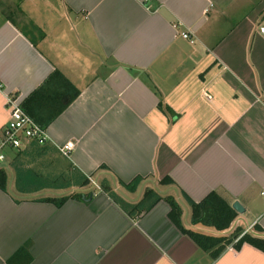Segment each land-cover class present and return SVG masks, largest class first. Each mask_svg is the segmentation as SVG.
<instances>
[{"label":"crops","instance_id":"crops-1","mask_svg":"<svg viewBox=\"0 0 264 264\" xmlns=\"http://www.w3.org/2000/svg\"><path fill=\"white\" fill-rule=\"evenodd\" d=\"M31 1L21 12L28 29L0 10V134L8 96L24 99L61 70L81 94L49 126L50 150L37 158L58 151L63 171L80 170L101 190L59 207L36 198L57 189L19 193L13 170L0 189V264H264L247 242L215 258L176 225L167 201L131 214L100 183L131 202L159 183L185 228L264 237V5L243 15L231 10L238 0H59L55 20L36 14L37 2L48 11L51 2ZM69 141L67 156L58 146ZM25 148L10 152L11 166ZM137 176L130 192L125 183ZM213 191L246 209L224 231L193 224L184 194L199 202Z\"/></svg>","mask_w":264,"mask_h":264},{"label":"trees","instance_id":"trees-1","mask_svg":"<svg viewBox=\"0 0 264 264\" xmlns=\"http://www.w3.org/2000/svg\"><path fill=\"white\" fill-rule=\"evenodd\" d=\"M81 90L59 69L54 70L45 81L31 92L26 98L22 99L21 105L36 122L43 128L49 126L80 96ZM161 106V104H160ZM48 141L41 144L32 142L30 150L20 151L12 162V168L15 171L16 189L19 193L31 194L46 189L64 190L72 187H88L92 184L91 177L80 170H71L65 175L51 177L39 171L35 166L30 165L25 158L29 157L32 161L37 159L38 155L47 153L50 148ZM26 155V156H25ZM25 156V157H23ZM101 167H105L104 165ZM61 177V178H60ZM144 177L137 176L131 182L125 183V187L130 192H136ZM9 182L8 170L5 167L0 169V189L7 190ZM162 184H173L174 180L170 176H165L160 181ZM102 189L131 214H139L149 211L157 203L165 200L171 207L170 217L176 225L196 243L207 251H211L213 257L219 256L229 245L234 244L235 248H241L247 242L264 251V237L254 236L250 233H244L243 228H236L230 235H209L201 232L187 229L182 224L183 210L180 203L172 195L164 196L155 188H146L142 198L137 202H131L115 192L107 181L101 182ZM185 197L192 208L191 220L193 224H203L213 227L218 231H224L232 226V223L238 216V212L233 206L220 194L210 192L201 201L196 202L186 193ZM93 196V191L88 193L75 192L61 197H41V201L52 202L57 206H62L71 198L89 200ZM26 253V247L20 248L12 258ZM29 262V261H28Z\"/></svg>","mask_w":264,"mask_h":264},{"label":"rangeland","instance_id":"rangeland-1","mask_svg":"<svg viewBox=\"0 0 264 264\" xmlns=\"http://www.w3.org/2000/svg\"><path fill=\"white\" fill-rule=\"evenodd\" d=\"M46 1V0H45ZM49 2H51V8L48 11L47 8L44 7V5L42 3L44 2H40L36 4V6H39L36 11V14L39 12V17L41 19L48 17V15H51L52 18H54L55 20L59 17V13H60V9L61 5H59L58 1L59 0H47ZM264 5V0H238L236 1V4L233 5L234 7L231 8L232 12L234 14H239V13H243V15L245 14H250L251 11H256L258 8H260V6ZM33 2H25V0H0V10H2L5 14H9L12 15L14 18H16L20 23H22L23 25H25L26 29H28L27 25H26V20L23 17V15L21 14L22 10L25 11H31L34 8H32ZM23 13V12H22ZM264 18V12L262 15V18L260 20V22L262 21V19ZM59 20V18H58ZM259 22V23H260ZM34 32V29L32 31V33ZM36 33V32H34ZM37 34V33H36ZM40 156L35 159V160H31L29 159V161L33 162L36 165H39L40 170L47 175H50L51 177H59L61 175H65L66 171H63L62 168H64V166H62V155L58 152V151H54V152H50L47 157H44V159L42 161H40ZM39 159V160H38ZM37 160V161H36ZM9 161V159H8ZM7 170H8V175H9V181L12 179L13 177V168L11 166V163L7 162ZM61 178V177H60ZM94 180H97L94 178ZM9 183V182H8ZM101 183V181H100ZM154 185V184H153ZM161 186L159 183H156V186H151L153 188H155L157 191L161 190ZM96 190H101V188H97L95 186L94 183H92L90 186L88 187H72L69 189H64V190H52L49 191L47 194H41V195H36V198H40V196H48V197H61L63 195H67V194H71V193H75V192H85L88 193L90 191H96ZM144 192V189L141 188L138 190V192L136 193V195H141V193ZM123 193L126 196L131 197L132 193H129L127 190H123ZM134 196H136L135 194H133ZM123 197V196H122ZM262 198H264V196L262 195ZM264 199H262L263 201ZM261 201V200H260ZM256 205V204H255ZM187 215V214H186ZM190 215H191V210H190Z\"/></svg>","mask_w":264,"mask_h":264},{"label":"built area","instance_id":"built-area-1","mask_svg":"<svg viewBox=\"0 0 264 264\" xmlns=\"http://www.w3.org/2000/svg\"><path fill=\"white\" fill-rule=\"evenodd\" d=\"M258 32L264 37V18L258 26ZM182 35L188 38L192 43L195 41L188 32H183ZM2 88L3 85L0 84V90H2ZM21 102L22 99L19 96L14 95L8 96L7 98L9 120L0 134V169L2 167H7L11 151L21 150L32 142L43 144L49 140L48 129L43 128L36 122L34 118L23 109ZM74 147L75 144L72 141L58 146L59 150L67 156L70 155ZM92 181L97 188H100L94 180ZM261 194L264 196V190ZM233 246L234 244H231L227 248H233Z\"/></svg>","mask_w":264,"mask_h":264},{"label":"water","instance_id":"water-1","mask_svg":"<svg viewBox=\"0 0 264 264\" xmlns=\"http://www.w3.org/2000/svg\"><path fill=\"white\" fill-rule=\"evenodd\" d=\"M232 206L239 213H244L246 211L245 207L239 201H235Z\"/></svg>","mask_w":264,"mask_h":264}]
</instances>
